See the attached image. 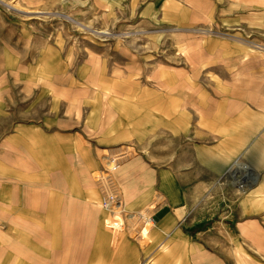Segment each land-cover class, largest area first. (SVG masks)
I'll return each mask as SVG.
<instances>
[{"label":"rangeland","instance_id":"374dc122","mask_svg":"<svg viewBox=\"0 0 264 264\" xmlns=\"http://www.w3.org/2000/svg\"><path fill=\"white\" fill-rule=\"evenodd\" d=\"M223 15H239L240 21L227 27L220 22ZM237 33L241 41L233 36ZM253 40L264 43V0H0V151L9 150L6 140L18 124L40 122L50 111H79L81 120L92 108L117 115L125 105L154 103V94L171 92L176 109L191 116L181 122L187 129L178 131L176 141L169 144L167 127L154 119L132 120L139 138L103 149L102 166L92 173L105 197L109 189L121 191L109 168L143 155L154 169L153 183L168 193L164 169L170 146L177 160L183 163L187 157L200 169L199 158L207 155L199 146L218 141L217 135L202 133L213 119L209 110L217 104H250L249 75L261 65L248 57ZM255 53L264 63V53ZM202 115L208 116L205 122ZM262 115L257 111L256 119ZM239 161L252 168L258 165L253 154ZM234 169L210 177V190L198 192L187 225L200 222L202 205L207 204L213 218L187 228L183 235L190 245L177 251V263L264 264V229L242 230L239 238L240 216H231L233 202L256 179L240 187L237 177L245 170ZM217 184L219 188H213ZM164 202V194L156 192L133 219L125 217L132 212H123L124 231L142 236L143 227H153L144 211L152 212ZM113 209H123L122 204ZM144 241L150 246L148 238ZM156 251L143 262H155L161 250Z\"/></svg>","mask_w":264,"mask_h":264},{"label":"crops","instance_id":"0c3cea01","mask_svg":"<svg viewBox=\"0 0 264 264\" xmlns=\"http://www.w3.org/2000/svg\"><path fill=\"white\" fill-rule=\"evenodd\" d=\"M238 18L223 15L220 22L235 27ZM237 34L233 36L241 41V34ZM252 42L248 43L252 50L248 57L261 65L249 75L250 104H217L209 110L213 119L207 121L202 133L217 135L218 141L199 146L207 155L199 158L201 162L198 159L201 168L187 157L183 163L177 160L171 145L164 169L169 180L166 193L153 183L154 169L143 155L120 161L112 173L117 175L123 209L102 206L104 194L92 173L102 166L103 149L105 152L139 138L140 131L132 120L143 123L154 119L159 126L167 127L169 144L176 141L178 131L187 129L181 122L191 116L176 109L171 92L154 94L150 100L154 103L125 105L117 115L92 108L81 120L79 111L70 115L63 109L50 111L40 122L18 124L6 140L9 150L0 151V264H181L176 253L190 245L183 233L213 218L207 204L202 205L200 222L187 225L198 192L209 191L210 177L222 176L231 168L245 170L237 177L240 187L256 179L255 185L233 202L236 207L230 212L232 218L243 217L238 219L237 236L241 238L242 230L264 229V110L259 108L264 107V63L261 55L254 54L264 53V43ZM257 111L263 114L259 121ZM200 118L205 122L208 116ZM117 124L127 127L118 128ZM139 144L144 146L146 142ZM245 154L256 157L257 167L239 161ZM198 175L204 177L196 180ZM156 192H162L166 202L152 212L144 211L150 216L141 212L153 227L148 231L143 227L142 236L133 237L124 231L125 217L133 219L137 211L145 210ZM228 200H234L231 194ZM123 212L132 213L124 217ZM145 238L150 246L146 247ZM155 249L161 250L155 262H143L147 254L157 252Z\"/></svg>","mask_w":264,"mask_h":264},{"label":"bare ground","instance_id":"6f19581e","mask_svg":"<svg viewBox=\"0 0 264 264\" xmlns=\"http://www.w3.org/2000/svg\"><path fill=\"white\" fill-rule=\"evenodd\" d=\"M104 32V31H103ZM125 156V154H122L121 156ZM117 159H119V158H113L112 160H115V162H116V160ZM118 164H116L114 167H116ZM109 167H110V165H109ZM109 170H113V169H111V168H109ZM117 194L118 195V198H119V200H118V202H115V203H113V204H116V205H112L111 207V209H113V208H115V207H120L121 206V196H120V192L119 191H117V190H114V189H109V190H107L106 191V194ZM105 197H106V195H105ZM105 197L103 198V201H102V206L105 208V206H104V199H105ZM107 209V208H106ZM151 221V220H150ZM148 225H146V227H145V231H148L147 229H148V227H147Z\"/></svg>","mask_w":264,"mask_h":264},{"label":"built area","instance_id":"2783aa9c","mask_svg":"<svg viewBox=\"0 0 264 264\" xmlns=\"http://www.w3.org/2000/svg\"><path fill=\"white\" fill-rule=\"evenodd\" d=\"M118 200H119V198H118V195L116 193L115 194H106V197L104 199L105 208L111 209L113 207L112 205H116L113 203L118 202Z\"/></svg>","mask_w":264,"mask_h":264}]
</instances>
